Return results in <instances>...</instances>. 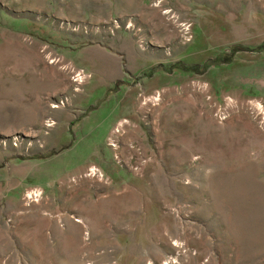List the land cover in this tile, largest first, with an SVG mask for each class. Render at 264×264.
Returning a JSON list of instances; mask_svg holds the SVG:
<instances>
[{
  "label": "rangeland",
  "instance_id": "1",
  "mask_svg": "<svg viewBox=\"0 0 264 264\" xmlns=\"http://www.w3.org/2000/svg\"><path fill=\"white\" fill-rule=\"evenodd\" d=\"M0 264H264V0H0Z\"/></svg>",
  "mask_w": 264,
  "mask_h": 264
},
{
  "label": "trees",
  "instance_id": "2",
  "mask_svg": "<svg viewBox=\"0 0 264 264\" xmlns=\"http://www.w3.org/2000/svg\"><path fill=\"white\" fill-rule=\"evenodd\" d=\"M209 62L212 64V61H209ZM207 64H208V63H205V64H204L205 66L203 67V70L206 69ZM190 69H191V70H195V67H190ZM190 69H189V70H190ZM150 73H152V71H151ZM146 76H147V75H146ZM149 76H150V75H149Z\"/></svg>",
  "mask_w": 264,
  "mask_h": 264
},
{
  "label": "built area",
  "instance_id": "3",
  "mask_svg": "<svg viewBox=\"0 0 264 264\" xmlns=\"http://www.w3.org/2000/svg\"><path fill=\"white\" fill-rule=\"evenodd\" d=\"M78 75L80 76V74H76L75 77H77ZM75 79H76V78H75ZM75 81H76V80H75Z\"/></svg>",
  "mask_w": 264,
  "mask_h": 264
}]
</instances>
